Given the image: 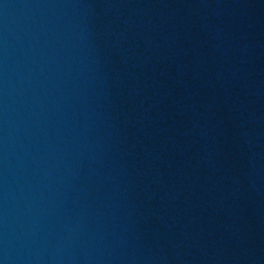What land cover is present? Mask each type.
Masks as SVG:
<instances>
[{
    "label": "water",
    "instance_id": "obj_1",
    "mask_svg": "<svg viewBox=\"0 0 264 264\" xmlns=\"http://www.w3.org/2000/svg\"><path fill=\"white\" fill-rule=\"evenodd\" d=\"M0 264H264V0H0Z\"/></svg>",
    "mask_w": 264,
    "mask_h": 264
}]
</instances>
